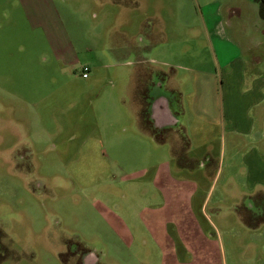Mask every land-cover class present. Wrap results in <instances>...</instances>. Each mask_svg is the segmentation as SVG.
<instances>
[{
  "label": "rangeland",
  "instance_id": "374dc122",
  "mask_svg": "<svg viewBox=\"0 0 264 264\" xmlns=\"http://www.w3.org/2000/svg\"><path fill=\"white\" fill-rule=\"evenodd\" d=\"M258 8L0 0V264H264V165L252 160L264 158V91L230 77L244 60L248 77L264 76ZM138 53L178 79L188 135L199 115L182 165L178 138L165 132L160 142L133 114L136 67L118 64ZM182 187L194 191L189 203L176 195ZM253 215L263 217L257 227Z\"/></svg>",
  "mask_w": 264,
  "mask_h": 264
},
{
  "label": "crops",
  "instance_id": "0c3cea01",
  "mask_svg": "<svg viewBox=\"0 0 264 264\" xmlns=\"http://www.w3.org/2000/svg\"><path fill=\"white\" fill-rule=\"evenodd\" d=\"M34 16L36 17V15ZM58 43L60 44V46H62V49L66 51L65 43L62 41H58ZM151 46H153V44L148 43V44H144L143 48L147 50L149 48H152ZM53 52H54V56H56V58L59 60H63L66 58V53L63 51H58L55 54V49H54ZM134 57H135L134 62L133 61L121 62L118 65L119 67H122L128 64L129 66L131 65L132 67H136L134 68V70H136L135 73L137 74L132 75V78L130 81L134 82L133 102L135 105L134 107L135 110L133 111V114L135 113L137 116L138 126L142 132L148 134L151 137L154 136L152 128L157 130L161 135L160 142L162 141L163 138H165V136L162 137L163 133L165 132L167 134H172L171 137L173 138H178V141H176V144L172 146V154L178 161L179 160L181 161L182 159H185L184 158L185 155L190 154L191 147H193V144L195 143L193 136L196 131L195 129H199L200 123L199 121H197V119L199 118V115L195 113L193 114V120L191 121V124L189 125V128L192 129V132H189V135H188L187 133L188 131L186 129L187 126L184 124L183 121L179 120L180 115H178V111H180V113H182L183 111V108L178 104L179 102L177 100V96L181 95L179 87L176 85V82L178 79L173 76H170V77L167 76L166 73L162 72L160 69L156 67H153V68L150 67L151 64L153 65L155 63L156 64L158 63L157 62L154 63L153 60H149L144 54L139 55L138 53ZM253 60H256L254 64L258 65L259 63L258 59L256 57H252V59L250 60V63ZM192 72H193V69H192ZM195 73L197 75V72ZM237 74L241 75V77L245 75L247 78H250L252 80L254 86L256 87V89L253 90V93L257 94V93H262L264 91V84H263L264 81L262 83L264 76L257 74L256 72V74H253L252 77H248L247 76L248 74L247 64L245 60L242 63V65H240V67L236 68L234 71L230 73L231 79H234ZM89 78L90 76L88 75V77L85 80H89ZM200 81H201V78L199 81L195 80L194 96L195 94H197L196 90L200 88ZM169 94L171 96V99H174L173 101L171 99L169 100ZM175 102L178 105V109L176 110L173 109L172 107L173 103ZM258 103H260L259 98H255L254 105H257ZM146 111L148 113L147 117L145 115ZM188 111L192 112L190 105H189ZM145 117L147 118V122H146ZM244 131H247V128ZM182 142L186 143V147H185L186 152L184 153L183 156H181L179 153L181 152L179 151V149L182 146ZM262 143L264 144V141ZM261 149L262 151L264 150V148H261ZM205 159L208 160L207 162L210 161L208 157ZM252 160L255 163L254 164L255 167L259 166L260 168L261 165H264V158L258 156L257 152L253 156ZM179 165H182V161ZM169 171L170 170L166 168L165 175L169 174ZM263 172H264V168H263L262 173ZM157 183L159 184L160 188H162L161 183L159 181ZM166 191H168L169 195L167 193L162 195L161 193L162 200L163 202H165L164 204L170 203V201H172L171 191L169 190H166ZM193 192L194 191L191 189L182 187L179 189V192L176 195L181 194V195H178L180 199V203H184V202L189 203V200L193 197ZM262 193L263 194L256 196V198L260 199L259 203H257L258 205L257 207L259 208H262L264 205L262 204L264 203V192ZM204 204L206 203L201 204V209H202V205ZM249 221H250L249 218H247L248 225H250Z\"/></svg>",
  "mask_w": 264,
  "mask_h": 264
},
{
  "label": "trees",
  "instance_id": "16d2710c",
  "mask_svg": "<svg viewBox=\"0 0 264 264\" xmlns=\"http://www.w3.org/2000/svg\"><path fill=\"white\" fill-rule=\"evenodd\" d=\"M257 1V3H258V5H259V8H258V15H259V17L261 18V20H263L264 21V0H256ZM145 115H146V117H147V115H148V113H147V111L145 112ZM145 117V119H146V122H147V118ZM152 131H153V134H154V136L157 138V139H159V140H161V135H160V133L157 131V130H155L154 128H152ZM262 204H264V203H262ZM258 206V205H257ZM261 213V215H262V213H264V205H263V207L261 208V211H260ZM250 221H252V223H250V226H252V227H257L261 222H263V217L261 216V217H259V215H253L252 217H251V219H250Z\"/></svg>",
  "mask_w": 264,
  "mask_h": 264
},
{
  "label": "flooded vegetation",
  "instance_id": "af4514ba",
  "mask_svg": "<svg viewBox=\"0 0 264 264\" xmlns=\"http://www.w3.org/2000/svg\"><path fill=\"white\" fill-rule=\"evenodd\" d=\"M80 264H94V257L93 256H88L86 258L84 257Z\"/></svg>",
  "mask_w": 264,
  "mask_h": 264
},
{
  "label": "built area",
  "instance_id": "2783aa9c",
  "mask_svg": "<svg viewBox=\"0 0 264 264\" xmlns=\"http://www.w3.org/2000/svg\"><path fill=\"white\" fill-rule=\"evenodd\" d=\"M89 75V68L87 66L82 67L81 76L83 79H86Z\"/></svg>",
  "mask_w": 264,
  "mask_h": 264
}]
</instances>
